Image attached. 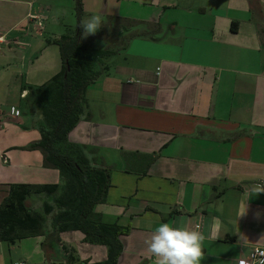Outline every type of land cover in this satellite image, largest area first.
Wrapping results in <instances>:
<instances>
[{"label":"crops","instance_id":"obj_1","mask_svg":"<svg viewBox=\"0 0 264 264\" xmlns=\"http://www.w3.org/2000/svg\"><path fill=\"white\" fill-rule=\"evenodd\" d=\"M82 3L83 15L100 9L107 18L104 48L122 43L102 61L69 135L110 170L107 201L94 210L128 228L119 264H155L146 241L165 222L205 235L201 264H238L264 247V193H251L264 183V0ZM74 16L75 4L60 0H0V206L12 184L60 182L29 149L42 117L26 100L29 87L61 71L49 41L66 35ZM136 32L143 35L120 41ZM47 200L34 195L26 205L41 212ZM70 254L96 263L108 249L79 231L60 241L47 233L0 240V264H71Z\"/></svg>","mask_w":264,"mask_h":264},{"label":"trees","instance_id":"obj_2","mask_svg":"<svg viewBox=\"0 0 264 264\" xmlns=\"http://www.w3.org/2000/svg\"><path fill=\"white\" fill-rule=\"evenodd\" d=\"M76 1L77 21L82 19V0ZM76 27L74 36L62 35L51 43L59 47L61 71L46 84L29 87L27 105L42 117L40 139L29 145L44 155V166L58 171L60 184H12L8 196L0 206V240L15 244L20 240L48 234L60 241L64 232L79 231L88 243L107 247L102 262H77L73 254L71 264H119L123 247L121 237L128 228L118 223L108 224L95 212L98 204L107 201L111 186L108 168L92 165L84 150L69 141V135L80 122L86 108V92L106 68L102 61L116 54L122 43L106 48H93L81 42L82 30ZM142 33H133L127 42ZM34 195L46 196L41 212L31 210L26 201Z\"/></svg>","mask_w":264,"mask_h":264},{"label":"clouds","instance_id":"obj_3","mask_svg":"<svg viewBox=\"0 0 264 264\" xmlns=\"http://www.w3.org/2000/svg\"><path fill=\"white\" fill-rule=\"evenodd\" d=\"M102 25L103 17L99 14L83 17L78 24L82 30L81 38L95 35ZM251 193L253 195L264 193V183L255 184ZM205 239L203 233L183 223L165 222L154 229L146 243L147 250L153 256L155 264H201L204 259ZM241 264L244 262L242 261ZM261 264H264V261Z\"/></svg>","mask_w":264,"mask_h":264},{"label":"rangeland","instance_id":"obj_4","mask_svg":"<svg viewBox=\"0 0 264 264\" xmlns=\"http://www.w3.org/2000/svg\"><path fill=\"white\" fill-rule=\"evenodd\" d=\"M60 1H62V4L65 6L66 9L70 10V5L72 3L75 4V8H76V1L75 0L74 1L73 0H60ZM87 4H88L87 6L90 7L89 3H87ZM99 10L100 9H97V11H93V12L84 10V15L82 16V18L86 17V16H90L92 14H99ZM67 18H70V15ZM71 18H72L73 22L67 21V22L63 23V24L67 25L66 29L64 28L65 29L64 32L66 35L74 36L75 31H76V27L78 24V21H75L77 19V15L74 17H71ZM106 21H107V18L106 19L103 18V25L101 26L100 30L95 35H90L84 39L81 38V42L84 44H87L93 48H100V49L104 48L105 43H104V37H102V36L107 34V30H110V25H108ZM50 24H52V25H50ZM49 25L53 28L56 26V23L55 22L54 23L49 22ZM69 26H73V27H69ZM90 161H91V159H90ZM91 164L95 165L92 161H91ZM57 184H60V186L63 185V181H62L61 177H60V182H58ZM44 197H46V196H44ZM46 198H48L47 201H50L49 197H46ZM88 262H90V261H88ZM90 263H92V262H90ZM93 263H95V262H93Z\"/></svg>","mask_w":264,"mask_h":264},{"label":"built area","instance_id":"obj_5","mask_svg":"<svg viewBox=\"0 0 264 264\" xmlns=\"http://www.w3.org/2000/svg\"><path fill=\"white\" fill-rule=\"evenodd\" d=\"M33 18L38 19L37 16ZM38 25L41 27L42 22L39 21ZM3 42H4L3 37H0V43H3ZM15 111H16V108H13L12 110L13 115L15 114ZM259 183H262V182H259ZM242 261L244 262V264H261V262L264 261V247L253 248L247 257L240 259L238 264H241Z\"/></svg>","mask_w":264,"mask_h":264}]
</instances>
